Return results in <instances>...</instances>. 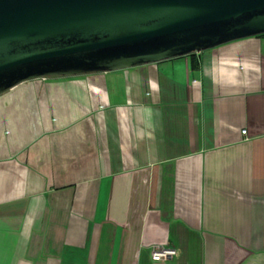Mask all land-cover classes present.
<instances>
[{
	"label": "crops",
	"instance_id": "1",
	"mask_svg": "<svg viewBox=\"0 0 264 264\" xmlns=\"http://www.w3.org/2000/svg\"><path fill=\"white\" fill-rule=\"evenodd\" d=\"M0 264H264V36L0 94Z\"/></svg>",
	"mask_w": 264,
	"mask_h": 264
},
{
	"label": "water",
	"instance_id": "2",
	"mask_svg": "<svg viewBox=\"0 0 264 264\" xmlns=\"http://www.w3.org/2000/svg\"><path fill=\"white\" fill-rule=\"evenodd\" d=\"M264 33V0H0V94Z\"/></svg>",
	"mask_w": 264,
	"mask_h": 264
},
{
	"label": "built area",
	"instance_id": "3",
	"mask_svg": "<svg viewBox=\"0 0 264 264\" xmlns=\"http://www.w3.org/2000/svg\"><path fill=\"white\" fill-rule=\"evenodd\" d=\"M177 250L174 247L169 246H157L152 252V258L154 260H169L176 256Z\"/></svg>",
	"mask_w": 264,
	"mask_h": 264
},
{
	"label": "trees",
	"instance_id": "4",
	"mask_svg": "<svg viewBox=\"0 0 264 264\" xmlns=\"http://www.w3.org/2000/svg\"><path fill=\"white\" fill-rule=\"evenodd\" d=\"M257 36H264V33H263V34H260V35H257ZM190 55L194 56L195 53H192V54H190ZM192 63H193V67H194V68H197V67H198V64H197L198 61L196 60V58L193 57V59H192Z\"/></svg>",
	"mask_w": 264,
	"mask_h": 264
}]
</instances>
